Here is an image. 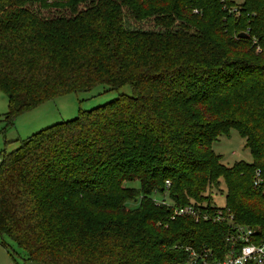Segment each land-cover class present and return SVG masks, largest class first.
I'll return each mask as SVG.
<instances>
[{
    "label": "trees",
    "instance_id": "16d2710c",
    "mask_svg": "<svg viewBox=\"0 0 264 264\" xmlns=\"http://www.w3.org/2000/svg\"><path fill=\"white\" fill-rule=\"evenodd\" d=\"M241 8L233 18L219 0H0L7 124L97 85L131 91L1 152L7 253L4 238L23 264H183L184 247L226 257V223L171 220L154 191L208 214L222 192L237 224L264 231V0ZM230 130L250 163L227 167L213 151Z\"/></svg>",
    "mask_w": 264,
    "mask_h": 264
},
{
    "label": "rangeland",
    "instance_id": "374dc122",
    "mask_svg": "<svg viewBox=\"0 0 264 264\" xmlns=\"http://www.w3.org/2000/svg\"><path fill=\"white\" fill-rule=\"evenodd\" d=\"M255 40V39H254ZM131 95L130 88L124 86L117 91H110L105 85H97L89 91L67 93L46 101L41 105L19 114L11 124H7L4 115L8 112L6 96L0 92V158L1 152H10L16 149L21 141L51 125L69 121L78 115V112L89 111L105 105L118 97ZM215 154L222 157V163L231 167L237 161H252L249 151L245 148L244 139L235 131L230 130L228 135L221 136L212 145ZM135 188L137 183H128ZM211 201L216 207L225 206L224 194L214 191ZM10 245L12 255L0 245V264H23L22 256L16 246L4 238Z\"/></svg>",
    "mask_w": 264,
    "mask_h": 264
},
{
    "label": "built area",
    "instance_id": "2783aa9c",
    "mask_svg": "<svg viewBox=\"0 0 264 264\" xmlns=\"http://www.w3.org/2000/svg\"><path fill=\"white\" fill-rule=\"evenodd\" d=\"M222 10L233 18L241 13L242 0H219ZM198 14V10H193ZM255 43V40L253 41ZM260 183V174L257 172L255 185ZM166 188L169 181L165 182ZM152 200L156 206L172 208L171 220L178 217H189L196 222L199 220L211 221L213 223H226L230 231L225 239L228 246V253L222 260H216L210 249H202L197 252L189 247H184L188 259L183 264H264V231H259L248 226L237 224L229 210L217 209L214 213H202L193 205L184 207H172L166 194L153 192Z\"/></svg>",
    "mask_w": 264,
    "mask_h": 264
},
{
    "label": "water",
    "instance_id": "95a60500",
    "mask_svg": "<svg viewBox=\"0 0 264 264\" xmlns=\"http://www.w3.org/2000/svg\"><path fill=\"white\" fill-rule=\"evenodd\" d=\"M238 37H239V38H247L248 36L245 35V34H240Z\"/></svg>",
    "mask_w": 264,
    "mask_h": 264
}]
</instances>
